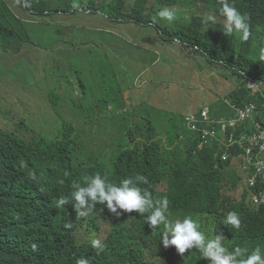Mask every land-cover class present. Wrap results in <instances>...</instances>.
Wrapping results in <instances>:
<instances>
[{"label": "clouds", "instance_id": "1", "mask_svg": "<svg viewBox=\"0 0 264 264\" xmlns=\"http://www.w3.org/2000/svg\"><path fill=\"white\" fill-rule=\"evenodd\" d=\"M112 1L90 0L88 4V0H59L57 6H52L49 5L48 0H0L1 6L6 5L17 20L21 16L25 17L23 18L24 26L17 25V28L16 24H10L7 14L0 19V41L6 39L8 34L25 27L27 23L40 21V23L71 27L73 25L65 21L67 17L75 16L73 12L89 11L92 14L94 9L100 10L96 4H101L105 8L100 11L105 13V16L92 22L94 25H99L101 28L109 26L112 28L110 31H114L117 26L127 23L158 29L157 34L152 32L155 35L154 37L151 36L154 41L153 46H137L131 41L123 39L120 43H115L112 37L107 43L108 46L115 47L117 44H122L128 48L130 44L139 48L144 47L143 49L154 55L155 58L151 60L160 62L165 57L172 63L183 66L186 70L191 69L189 64L195 59L197 63L207 67L206 70H197L204 72L206 76L210 75L209 78L206 76L202 78L200 82L212 83L211 87H200L204 93L203 98L220 101L222 107L217 106L212 111L205 106L199 110L192 107L193 109L187 113L177 112L173 108L167 115V122H163V125L166 126L164 129H168L164 138L156 133V127L154 128L152 121L147 118H142L148 120L147 123H132L121 115L123 112L118 113L117 110L116 113H112V106L106 104L103 97L98 99L96 104H92L94 107L87 111L90 114L87 118V114L81 113L82 108L76 102L77 100L85 101L88 98L87 92L83 90L85 86L82 80L79 79L80 93L77 94L72 89L78 85L79 76L73 69L72 52H70L73 49L69 50L70 47L76 45L75 41L67 47L68 55L66 58L68 62L62 61V65L59 63L60 60L58 63L54 62V66L50 69V77L38 76L35 73L34 65H27L22 58L11 59L10 53L15 54L17 47L0 44V57L2 56L7 61H14L17 64L21 63L26 67L30 66L37 78V81L33 82L36 83L32 90L33 96L30 99L20 97L21 107L14 108L15 101L0 106L3 108L0 110V138L12 136L18 143L19 165L13 167L16 180L21 174H27L40 165L44 154L43 140L50 137L55 139L53 132L61 127L58 119V116H61L76 132V137L70 146L76 158L74 167L92 169L97 167V163H101L109 170L121 148H132L136 143L147 142V138H150L149 142H155L159 149L180 153L185 162L182 166L183 172H192L194 166L201 169V173H206L208 168L215 172L220 170L221 163L231 158L232 163H234L233 166L241 178V183L237 187L230 185L226 191L222 189L223 197L243 202L249 208L252 203L256 206L264 205V125L256 119L260 114L259 107L255 103H249L245 106L232 104L227 96L235 87V82L219 69V66H223L222 62L209 63L196 43L189 40L191 37L199 38L201 31L208 34L211 27L206 29L205 27L213 25L219 29L221 40L226 48L236 47L242 41H247L251 35L248 16L242 14L232 0H218L217 8L201 0H181L176 5H164L159 0H149V4L144 5L142 0H135L132 7L127 5L128 0H120L123 5L117 15L113 13L110 6ZM136 6L147 12H152L151 19L133 18V9ZM2 9L0 14H2ZM177 15L183 16L184 19ZM212 16H215L216 19L219 17L225 22H214L215 19L208 22ZM74 27L78 28V25H74ZM173 30L180 32V39L173 38ZM258 41L264 42L263 32L260 33V38L254 42L253 54L256 51ZM4 47L9 48L10 51L7 52ZM36 47H38L37 42L36 44L25 43L18 53H26V51ZM77 49L74 48V50ZM260 59L264 60V52H262ZM217 76H220L219 80ZM25 80L27 78L24 75L10 79L8 85L11 92L23 96L27 91L24 87L26 85ZM133 82L134 84L138 83V76L134 77ZM178 83L187 96L193 87L186 82L173 81L169 83V87L157 84L154 91L166 94L168 88H177L175 84ZM134 84L130 90L138 89L141 85L139 83V86ZM247 84L248 89L255 96L264 89V81L261 80L248 77ZM225 89L226 91L223 92ZM69 90L71 91L69 92ZM220 91H222L221 94L218 93ZM122 94L123 92L119 91L115 96L119 101V110L130 107L134 100L132 97L128 103ZM43 105L48 108V112L52 116L51 119L45 120L41 117L40 109ZM132 108L138 109L136 106ZM75 110L80 113L77 114ZM125 112L135 115V111L126 110ZM218 112L219 114H217ZM222 112H225L224 118L218 119ZM240 112H244L247 116L241 119ZM104 114L109 115L111 123L117 124L118 128L107 129L110 124L102 128L100 123L106 121ZM96 116L102 117V122L100 120L93 121ZM35 117H39L38 123L35 121ZM249 122L252 124L249 125ZM242 125H246L245 131L240 130ZM255 125L257 131L254 130ZM181 127L189 131L187 136L183 135ZM81 130L84 132V138L89 135L87 131L91 132L93 136L99 131V142L95 144L91 139L88 146L84 147L82 142L79 147L76 142L84 139L81 138ZM114 131L119 132L117 138L113 136ZM255 138L257 143L252 144V140ZM113 144L115 146L112 149L111 145ZM77 150H81L88 158L79 155ZM209 154L212 156V160L208 165L202 158ZM227 184L226 178L221 183L222 188L226 187ZM155 185L156 177L154 174L148 179L137 174L134 178H124L119 184H116L108 182L106 177L97 173L85 179V186H75L70 198L67 196L60 197L56 201V207L60 208L74 202L73 208L76 210L74 238L78 246L86 247V239H91V246L94 249L103 250L102 242L105 239V226L108 223L97 216L96 210L98 209L112 213V217L117 220L125 218L124 214L131 217L146 218L148 227L155 233H159L161 245L169 248L173 264H176L177 261L182 263L189 257H194L198 264H264V238L249 247L239 245L232 247V239L224 237L218 232L213 214L207 211L195 212L192 209H187L188 204L181 196L173 199L154 197L152 193L156 191ZM208 185L207 182L203 188L208 190ZM170 186L172 189L182 188L185 192L191 190V183L186 177L180 181L170 180ZM36 194V188L33 184L32 189H28L27 195L34 197ZM155 194L159 193L155 192ZM239 210L245 211L247 208L241 207ZM92 217L99 219L97 229L89 225ZM223 223L231 225L236 230L242 227L239 214L235 211L229 212ZM68 227H71V224ZM169 262H171L170 258ZM76 264H89V260L79 258ZM117 264L131 263L120 260Z\"/></svg>", "mask_w": 264, "mask_h": 264}, {"label": "trees", "instance_id": "2", "mask_svg": "<svg viewBox=\"0 0 264 264\" xmlns=\"http://www.w3.org/2000/svg\"><path fill=\"white\" fill-rule=\"evenodd\" d=\"M180 1L159 0L164 5H176ZM201 1L217 8L218 0ZM232 1L249 18L251 35L247 41L228 49L221 40L219 29L213 25H210L208 34L201 31L199 38L191 37L189 40L196 43L209 63L221 61L223 66H219V69L234 80L235 87L227 99L237 106L257 104L260 114L256 119L264 125V89L255 96L247 84L248 77L264 81V68L255 60L252 48L255 40L260 38V32L264 33V0ZM142 3L147 5L149 0H142ZM122 5L120 0H113L110 4L116 15L120 13ZM3 6L0 19L7 14L10 24H16V28L17 25L24 26L25 17L21 16L17 20L7 6ZM151 16L152 12L142 10L139 6L133 9V18L150 20ZM172 34L174 39H180L179 31L173 30ZM26 43L36 44L34 40ZM23 46L24 44L18 45L17 52ZM4 49L10 51L9 48ZM189 67L207 69L195 59ZM23 75L37 81L30 66L0 57V106L15 101L14 108L17 109L21 107L20 97L30 99L33 96L32 90L36 83L24 85L27 91L23 96L11 92L8 81ZM0 110L3 108L0 107ZM58 119L61 127L53 132L55 139L50 137L43 140L44 154L40 165L27 174H21L17 180L13 167L19 165L18 143L12 136L0 138V264H76L79 258H87L89 264H117L120 260L131 264H173L169 248L161 245L159 233L148 227L146 218L131 217L128 214L117 220L112 217V213L97 209V216L108 223L102 242L103 250L94 249L91 239H86V247L78 246L74 238V202L57 208L56 201L62 196L70 198L75 186H85V179L97 173L106 177L108 182L116 184L124 178H134L137 174L147 179L154 174L155 192L159 193H152L154 197L173 199L181 196L189 206L187 209L213 214L218 232L232 239V247H249L264 238V205L256 206L252 203L249 208L243 202L233 198L230 200L222 195V189L226 191L230 185L237 187L241 183L231 158L221 163L220 170L215 172L208 168L206 173H201L202 170L196 166L192 168V172H183L185 162L178 151L159 149L155 142H149L150 138H147V142H138L132 148H121L109 170L101 163H97V167L92 169H82L80 166H73L76 158L74 151L70 149L76 132L61 116ZM245 128L246 125H242L240 130L245 131ZM254 130L257 131L256 125ZM77 153L88 158L81 150H77ZM202 160L209 165L212 156H203ZM185 177L191 183L189 192L182 188L172 189L170 180L180 181ZM226 178L228 184L222 188L221 183ZM207 182L208 190H205L203 187ZM33 184L37 194L29 197L27 191L32 189ZM241 207L247 210H239ZM231 211L239 214L242 226L239 230L223 223ZM98 220L90 218V227L97 229ZM69 224L71 227H68ZM176 264L198 263L194 257H189Z\"/></svg>", "mask_w": 264, "mask_h": 264}, {"label": "rangeland", "instance_id": "3", "mask_svg": "<svg viewBox=\"0 0 264 264\" xmlns=\"http://www.w3.org/2000/svg\"><path fill=\"white\" fill-rule=\"evenodd\" d=\"M48 2L52 6L59 4V0H48ZM89 2L90 0H88V4ZM134 4L135 0H128L127 5L129 7L134 6ZM96 5L100 10L105 8L104 5ZM2 8L0 4V10ZM100 10L94 9L92 14L89 11H80L79 13L72 11L75 16H69L65 21L73 25L71 27L68 25L57 26L50 23H40V21L27 23L25 27L8 34L6 39L0 41V44L17 47L20 44H25L27 41L35 40L38 47L26 51V53H10V57L14 60L16 58H22L27 65H34L35 73L38 76L50 77V69L54 66V62L58 63L60 60L59 63L61 65L62 61L68 62L66 58L68 55L67 47L71 46V42L75 41L76 45L70 47L69 50L73 49L70 51L72 52L73 69H75L74 72H77L79 76L78 85L72 87V89L75 93H80L78 86H80L79 79H81L85 86L83 90L87 92L88 98L85 101L77 100L76 102L82 108L81 113L87 114V118L90 116L87 111L94 107L92 104H96L97 100L103 97L105 99L104 102L112 106V113H116L117 110L118 113L123 112L121 115L132 123H147L150 120L154 126L153 124L151 125L154 128L156 127V133L164 138L166 137L168 129H164L166 126L163 125V122H167V115L173 108L177 112L187 113L193 109L192 107H196L199 110L205 106L210 111L217 106L222 107L220 101L203 98L204 93L200 90V87H211L212 85L211 82H200L206 76L204 72L197 69L186 70L183 66L172 63L165 57L160 62H155L151 60L155 58L154 55L150 51L143 49L144 47L139 48L130 44L128 48H125L122 44H117L115 47L108 46L107 43L110 37L114 39L115 43H120L122 41L121 39H123L125 41H131V43L137 46H153L154 41L151 36L154 37L155 35L153 33L157 34L158 29L150 26H140L135 23H127L117 26L114 31H110L112 28H109V26L101 28L99 25L92 24V22L102 19L105 16V13ZM177 16L184 19L183 16ZM185 20L188 21L187 19ZM212 20L214 22H225V20L219 17L216 19L215 16H212L208 22ZM74 25H78V28H75ZM209 26H206L205 29L209 28ZM46 47L49 49H42ZM75 47L78 49L74 50ZM255 50L253 56L264 68V60L260 59L262 52H264V42L258 41ZM77 67H79L78 71H76ZM135 76H138V83L141 85L138 89L130 90L134 84L133 80ZM209 77L210 75L206 76V78ZM217 79L219 80L220 76H217ZM173 81L180 83L186 82L193 88L190 89L187 96L179 83L175 84L177 88H168L166 94L154 91V87L157 84L169 87V83ZM25 82L26 84H30L34 81L27 79ZM138 83L134 85L139 86ZM119 91L123 92L122 97H125L128 103L134 97L130 107L119 110V101L115 98ZM225 91L226 89L223 92ZM218 93L221 94L222 91ZM134 106L138 107V109H133L132 107ZM126 110L130 112L135 111V115L125 112ZM40 112L41 117L45 120L52 118L45 105L41 106ZM75 112L77 114L80 113L77 110ZM224 114L225 112H222L218 116V119L224 118ZM104 115L106 121L100 123L102 128L107 127L108 124L110 125L107 129L118 128L117 124L111 123L109 115ZM142 118H147L148 120ZM97 120L102 122V117L96 116L93 118V121ZM35 121L38 123L40 121L39 117H35ZM170 130H172V127H170ZM182 130L184 136L189 134L186 128H182ZM87 133L89 135L84 138L83 130L80 131L81 138L84 139L83 141L78 140L76 142L79 147L82 145V142L84 147L88 146L91 139H93L92 142L95 144L99 142V131L94 136L89 131ZM118 135L119 132L114 131V138H117ZM111 146L113 149L115 145L113 144Z\"/></svg>", "mask_w": 264, "mask_h": 264}, {"label": "built area", "instance_id": "4", "mask_svg": "<svg viewBox=\"0 0 264 264\" xmlns=\"http://www.w3.org/2000/svg\"><path fill=\"white\" fill-rule=\"evenodd\" d=\"M240 116H241V119H244L247 115L244 113V112H240ZM232 126L234 125L233 123L231 124ZM257 143V139H253L252 140V144H256Z\"/></svg>", "mask_w": 264, "mask_h": 264}]
</instances>
